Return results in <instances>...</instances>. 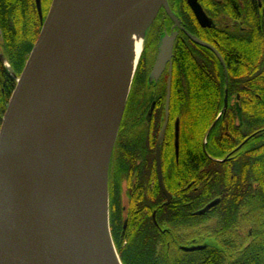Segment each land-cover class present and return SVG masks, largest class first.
I'll list each match as a JSON object with an SVG mask.
<instances>
[{"label": "water", "instance_id": "obj_1", "mask_svg": "<svg viewBox=\"0 0 264 264\" xmlns=\"http://www.w3.org/2000/svg\"><path fill=\"white\" fill-rule=\"evenodd\" d=\"M187 2L199 23L208 25L198 2ZM35 5L41 29L21 73L14 75L15 86L0 122V264H116L69 201L55 150L59 106L73 66L81 56L90 60L102 52L114 55L119 47L112 51L113 42L135 33L143 34L144 45L161 8L175 23L177 19L167 0H51L44 18L41 0H35ZM173 39V33L159 39L166 58ZM131 83L126 93L121 79L111 85L98 132L97 180L107 214L110 159ZM169 97L168 81L165 118ZM226 106L225 95L223 110ZM165 125L166 119L156 141L155 160L158 184L169 202L159 149ZM178 130L176 120L175 154Z\"/></svg>", "mask_w": 264, "mask_h": 264}, {"label": "trees", "instance_id": "obj_2", "mask_svg": "<svg viewBox=\"0 0 264 264\" xmlns=\"http://www.w3.org/2000/svg\"><path fill=\"white\" fill-rule=\"evenodd\" d=\"M45 1L41 0L42 15L48 9L45 10ZM47 2L50 5L51 0ZM175 7L180 10L187 27L186 0H177ZM259 28L264 30L262 19L259 21ZM40 29L41 21L35 0H0V45L4 46L17 75L20 74ZM189 45L190 41L186 37L184 40L178 39L173 49L169 126L160 143L162 177L167 191L173 194L176 184L172 129V121L176 117L179 118V163L182 178L188 177V161L192 153L196 155V166H202L203 159L200 156H206V152L222 157L241 144L232 154L239 155L238 161L242 163L247 179H255L258 174L264 182V45H259L256 58L240 53L238 58L243 63L226 67L212 65L213 71L196 62L197 58L193 60ZM144 57L145 62L142 58L138 62L110 159L109 226L122 264H176L172 258L173 245L170 241L173 233L174 200L164 202L158 208L160 199L165 201L157 184L154 167V145L163 121L160 120L163 115L160 107L152 118L153 124L150 123V127L143 126L149 105V99L143 93L147 79V57ZM197 57L205 58L204 52L197 51ZM14 86L15 80L0 70V122ZM225 89H228L230 96L223 113ZM192 91L196 94H192ZM236 91L240 93L239 98L231 95V92ZM207 92L211 94H206ZM158 99L161 106L164 98ZM220 112L222 113L218 117ZM212 124L204 146V135ZM205 160L208 164L205 166L208 177L205 181L197 177L200 183L196 184L205 185V192L211 196L215 191L221 192L229 183L223 175L225 168L220 163L206 157ZM128 179H133L132 182L136 185L134 191L131 192L130 189L127 193L130 199L125 198L121 187L122 182ZM245 184L247 185L246 181ZM154 210H157L156 221L166 231H159L152 220L151 213ZM184 257L187 264L191 262L188 256Z\"/></svg>", "mask_w": 264, "mask_h": 264}, {"label": "flooded vegetation", "instance_id": "obj_3", "mask_svg": "<svg viewBox=\"0 0 264 264\" xmlns=\"http://www.w3.org/2000/svg\"><path fill=\"white\" fill-rule=\"evenodd\" d=\"M167 1L177 21L175 23L162 8L154 20L155 23H158L156 25L158 33L156 41L154 43L149 42V45L154 46L150 54L147 53L146 55L147 79L145 90L143 91L149 99L144 118L145 125L143 126L150 127L153 124L152 118L154 114L158 113L157 110L160 107L163 113L160 117V120H163L161 128L166 119L164 135L169 126V107L167 118H165L167 82L171 81L173 49L178 39L184 40L187 37L190 41L189 48L192 52L193 60L197 58L196 62L206 65L209 71H213L212 65L226 67L243 63L241 58H238L240 53L256 58L259 54V45H264V30L261 31L259 28V21L262 19L264 29V0H196L207 17L208 25L206 24L205 26L199 23L194 11L186 0L188 7L187 27L179 13L180 10L175 7L176 0ZM153 24L152 27L154 28ZM165 33L168 36L171 33L174 34L169 58H166L167 53L161 49L162 43L159 44L158 42ZM195 38L205 42L210 47L199 44L194 40ZM3 47V45H0V70L6 72L9 77L15 80L14 75L16 76L17 74L14 72ZM145 47L146 44L144 45V51H146ZM197 51H203L205 58L197 57ZM158 54L159 60L157 62ZM155 60L159 75L151 79V68ZM191 93L196 94L195 91ZM206 94L211 93L207 92ZM225 95L227 96L228 106V96H230L228 89L224 90L223 107ZM231 95L239 98L240 93L237 91L235 93L231 92ZM159 97L164 98L161 106L159 105ZM227 106L224 110L222 107L223 113L226 111ZM222 112L218 114V117ZM176 120H178L179 126L178 117L172 121L176 184L173 194L167 191L171 195L169 202L171 199L174 200L173 233L172 239H170L173 245L172 258L176 261V264H187L184 256H188L189 260L191 259L188 264H264V182H262L261 176L259 175L258 177L257 174L255 179H250V177L247 179V173L242 170V163L238 161L239 155L232 154L240 144L233 151L222 157L212 156L206 152V156H200L203 159L202 166L200 164L196 166V155L192 153L188 161V177L182 178L179 163V130L177 154H175L174 146ZM212 126L213 124L209 127L210 130ZM208 130L203 138L204 146L210 132ZM156 141L154 145V167L158 184L155 160ZM204 150L206 151V149ZM205 157L220 163L222 168H225L223 175L229 185L222 188L221 192L215 191V194L220 195L214 194L210 196L205 192L207 189L205 185L196 184V182L200 183L196 179L197 177H200L203 181L208 177L205 168L208 164ZM160 164L162 176L161 154ZM132 181L133 179L124 180L121 184L126 199H130L129 195H127L129 190L131 189L132 192L136 188ZM153 185L154 182L151 183V188H153ZM158 187L161 190L159 184ZM161 194L164 195L163 192ZM164 202H167L166 196L165 201H162V198L160 199L158 208ZM151 216L159 231L167 230L166 228H161L159 222L156 221L157 210H154Z\"/></svg>", "mask_w": 264, "mask_h": 264}, {"label": "bare ground", "instance_id": "obj_4", "mask_svg": "<svg viewBox=\"0 0 264 264\" xmlns=\"http://www.w3.org/2000/svg\"><path fill=\"white\" fill-rule=\"evenodd\" d=\"M143 34L115 40V54L81 56L64 87L56 123V158L69 201L107 254L120 264L108 229L107 203L97 180L96 145L111 85L121 79L126 93L137 66ZM90 61V62H89Z\"/></svg>", "mask_w": 264, "mask_h": 264}, {"label": "rangeland", "instance_id": "obj_5", "mask_svg": "<svg viewBox=\"0 0 264 264\" xmlns=\"http://www.w3.org/2000/svg\"><path fill=\"white\" fill-rule=\"evenodd\" d=\"M47 1H49V0H46L45 2H44V5H45V10H46V8H48L49 9V7H48V5H49V3L47 2ZM177 1V0H176ZM172 5H173V3H172ZM50 6V5H49ZM48 9H47V11H48ZM46 14H47V12H46ZM46 14L43 16V18L46 16ZM158 23H155L154 22V28L152 27V25L150 26V28L148 29V31H147V34H146V37H145V44H146V51H145V53H144V45H143V49L141 50V52H140V56H139V59H138V61L140 60V58H142V60L145 62V57L144 56H146L147 55V53L148 54H150V52H151V50H152V47L154 46V45H149V42H155L156 41V36H157V33H158V30H156V25H157ZM142 54H144V56L142 55ZM147 57V56H146ZM138 63V62H137ZM155 65H156V60H155V62H154V65H153V67L151 68V70H152V76H151V79L154 77V78H156V77H158V75H159V73L157 72V71H155ZM163 67H164V65H163ZM19 75V74H18ZM18 75H16L17 77H18ZM108 223H109V192H108ZM109 230H110V226H109ZM110 234H111V232H110ZM111 238H112V236H111ZM113 240V239H112ZM114 244V243H113ZM115 247V246H114ZM116 249V248H115ZM117 252V251H116ZM117 255H118V253H117ZM118 258H119V255H118ZM119 260H120V258H119ZM121 261V260H120ZM122 264V263H121Z\"/></svg>", "mask_w": 264, "mask_h": 264}]
</instances>
